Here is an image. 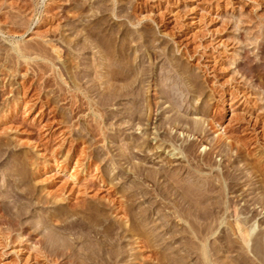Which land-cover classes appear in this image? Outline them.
<instances>
[{"label": "rangeland", "instance_id": "374dc122", "mask_svg": "<svg viewBox=\"0 0 264 264\" xmlns=\"http://www.w3.org/2000/svg\"><path fill=\"white\" fill-rule=\"evenodd\" d=\"M263 161L264 0H0V264H264Z\"/></svg>", "mask_w": 264, "mask_h": 264}, {"label": "bare ground", "instance_id": "6f19581e", "mask_svg": "<svg viewBox=\"0 0 264 264\" xmlns=\"http://www.w3.org/2000/svg\"><path fill=\"white\" fill-rule=\"evenodd\" d=\"M58 51V50H57ZM158 84L159 83H157V86H158ZM199 123V122H198ZM195 125H197V128H199L200 129V127H198V124L196 123ZM222 135L219 137L220 139V141H221V138L223 137L224 138V135H225V133H224V130L222 131V133H221ZM157 135V134H156ZM149 137V136H148ZM223 138H222V140H223ZM227 142V141H226ZM225 142V143H226ZM144 143V142H143ZM219 143V142H218ZM223 143V142H222ZM227 144V143H226ZM164 143L163 144H157V146H156V149L158 150V149H160V148H165L164 146ZM225 146V145H224ZM152 147V146H151ZM217 147V146H216ZM223 147V146H222ZM175 148H173L172 150H174ZM148 150V149H147ZM171 151V150H170ZM179 154H180V152H179ZM210 161V160H209ZM208 161V162H209ZM264 162V161H263ZM84 171V170H83ZM128 171V170H127ZM140 171V170H139ZM142 171V170H141ZM140 171V172H141ZM127 173V172H126ZM132 173V172H131ZM156 173V172H155ZM166 173V172H165ZM232 173V172H231ZM136 174V173H135ZM230 174V173H229ZM129 175H130V173H129ZM154 176L156 175V174H153ZM163 175V174H162ZM227 175H228V173H227ZM144 176L146 177V175L144 174ZM149 176V175H148ZM154 176H152V177H154ZM165 176V175H164ZM163 176V177H164ZM220 176V175H219ZM151 177V176H150ZM165 177H167V176H165ZM232 177V176H231ZM230 177V178H231ZM236 177V176H235ZM149 178V177H148ZM228 178V177H227ZM100 179V180H99ZM152 179V178H151ZM156 179H158V178H156ZM233 179V178H232ZM232 179H231V181H232ZM93 181H92V185L91 186H94L95 184V181H96V179L94 180V179H92ZM97 180H99L100 181V186H105V179L104 178H97ZM146 180V179H145ZM225 180V179H224ZM235 180H236V178H235ZM169 181V180H168ZM220 181V180H219ZM226 181V180H225ZM234 181V180H233ZM189 183V182H188ZM223 183V182H222ZM239 183V182H238ZM171 184V183H170ZM207 184V183H206ZM217 184V183H216ZM215 183H208V187H204L205 189H203L202 188V186H199V185H197V184H187V183H180V182H178V183H174V184H172V186L174 187V189H175V191H176V194H178V195H180L181 196V199H183L184 201V203H185V205L186 206H188L189 208H190V211H194L193 213H194V215H193V213H192V215L190 216V217H194V221H195V219H204V220H207V219H212L213 220V218L215 217V218H217L216 217V213H217V211L219 212V210H217L216 211V208L218 209V206L216 207L215 205H213V203H216L217 202V200H216V202H215V200L213 201V203L212 202H210V200H209V202L210 203H212V205L210 204V203H208V204H210V206L209 205H207L204 201H206V199H208V197H209V195H207L208 197L207 198H204V197H206L204 194H205V192L206 191H208V192H214L215 190H216V188H217V185H216ZM235 184V183H234ZM230 185H232V184H229L228 182H225L224 183V185H222L223 187V189L221 188L220 190H221V192L219 193V192H217V191H215V192H217V193H219V194H221L222 192H224V194H228V193H230V189H232L233 188V186H230ZM168 186V185H167ZM170 186V185H169ZM220 186H221V184H220ZM236 186V185H235ZM241 188V187H240ZM234 189V188H233ZM232 189V190H233ZM203 190H205L204 192H203ZM243 190V189H242ZM244 191V190H243ZM246 191V190H245ZM244 191V192H245ZM208 192H206V193H208ZM232 192H238L239 193V190L237 189V190H235V191H232ZM238 195V194H237ZM236 195V196H237ZM241 195H243L242 193H241ZM212 196V195H211ZM223 196V195H222ZM221 197V196H220ZM226 197V196H225ZM209 198H212V197H209ZM218 198V197H217ZM221 199V198H220ZM261 199V198H260ZM261 201V200H260ZM174 202V201H173ZM223 202V201H222ZM225 202V201H224ZM235 202V201H234ZM233 202V203H234ZM175 203V202H174ZM203 203H205L204 204V206L202 205ZM218 203V205H219V201L217 202ZM216 203V204H217ZM178 204H181V203H178ZM223 204V203H222ZM225 204V203H224ZM121 205V204H120ZM260 205V204H259ZM178 206V205H177ZM177 206H176V208H177ZM203 206V207H202ZM211 207L210 209H207V207ZM233 205H232V201L231 200H229V201H226V205L223 207V208H225V211H224V214L228 211V210H230V208L232 207ZM236 206H238V205H234V210H233V215H236V216H239L238 214H239V212L240 211H238V209H239V207L237 208ZM179 207H180V205H179ZM184 207V206H183ZM206 207V208H205ZM208 207V208H209ZM221 206H219V208H220ZM247 207V206H246ZM91 208V207H90ZM96 208V207H95ZM188 208V209H189ZM204 209V211H203V209ZM223 208L221 207V212H222V210H223ZM241 208V207H240ZM102 209V208H101ZM177 209H179V208H177ZM185 209V208H184ZM246 209V208H245ZM92 211H93V209H91ZM205 210H207L206 212H205ZM94 211H95V209H94ZM243 211H245V210H243ZM95 212H97V211H95ZM94 212V213H95ZM180 212V211H179ZM186 212V211H185ZM242 212V211H241ZM247 212V211H246ZM250 212H251V210H250ZM183 213H184V211H183ZM187 213V212H186ZM223 213V212H222ZM96 214V213H95ZM216 214V215H215ZM125 215V214H124ZM127 215H129V214H127ZM187 215V214H186ZM185 215V216H186ZM221 215V214H220ZM232 215V214H231ZM126 216V215H125ZM214 216V217H213ZM222 216V217H221ZM220 216V218H223L222 219V221H221V223H223V220H225V218L223 217V215H221ZM188 217H189V215H188ZM88 218V217H87ZM126 218V217H125ZM238 218V217H237ZM236 218V220L235 221H233V225H231V226H233L232 228H234L233 230H234V232H235V236L237 237L238 236V240L237 241H239V242H237V243H239V244H243L244 246L246 245L247 247L248 246H250V243H251V245H252V242L254 241V239H253V232H254V229H255V227L253 228V227H251L250 225L248 226V223H247V218L246 219H244V218H241V219H237ZM249 218V217H248ZM95 219H97V218H95ZM189 219V218H188ZM89 220V219H88ZM132 221V220H131ZM149 221V220H148ZM192 221V220H191ZM190 221V222H191ZM192 222V223H190V225H189V229L190 230H193L194 232L195 231H198L197 232V236L200 238V237H202V236H200L201 234H203V233H205V231H203V229L204 228H207V227H204V228H202L201 229V227H199V224H198V227H197V223H196V221L195 222ZM207 221H209V220H207ZM214 221V220H213ZM127 222V220L125 219V221H124V224ZM133 222V221H132ZM220 222V221H219ZM227 222V221H226ZM135 223V224H134ZM133 224L134 225H132L131 226V228H130V230H137V226H138V224H136V222H134ZM200 223V222H199ZM210 223V222H209ZM214 223V222H213ZM112 224V223H111ZM141 224V223H140ZM229 225H230V222L228 223ZM120 226H121V224H119ZM126 225H127V223H126ZM129 225H131V224H129ZM123 226H125V225H123ZM210 226V225H209ZM108 227V226H107ZM214 228V227H213ZM110 229V230H109ZM123 229V228H122ZM209 229H211V228H209ZM209 229H207V230H209ZM104 230V229H103ZM106 230V229H105ZM140 230V229H139ZM98 231V230H97ZM108 231V232H107ZM115 231V230H114ZM125 232H126V230H124ZM212 231L213 230H211V231H209V233L211 232L212 233ZM103 232V231H102ZM105 232V231H104ZM207 232V231H206ZM106 233H109V234H111L112 235V233H113V231H112V229L111 228H109L108 227V230H106ZM115 233V232H114ZM129 233V232H128ZM98 234V233H97ZM100 234H102V233H100ZM105 234V233H104ZM206 234H208V233H205V235ZM212 234H214V232L212 233ZM99 235V234H98ZM110 235V236H111ZM120 235V234H119ZM194 235V234H193ZM196 235V234H195ZM204 235V234H203ZM97 236V235H96ZM104 236V235H103ZM109 236V235H108ZM114 236V235H113ZM208 236V235H207ZM107 237V236H106ZM112 237V236H111ZM120 237V236H119ZM184 237V236H183ZM198 237H196V238H198ZM203 237H206V236H203ZM97 238V237H96ZM101 238V237H100ZM105 238V237H104ZM118 238V237H117ZM97 239H99V238H97ZM119 239H121V238H119ZM195 239V238H194ZM202 239V238H201ZM204 239V238H203ZM258 239V238H257ZM106 240V241H105ZM104 241L105 242H107V239H105ZM113 240V239H112ZM186 240V239H185ZM191 240V239H190ZM95 241H97V240H95ZM186 241H188V240H186ZM204 241V245H203V248L204 249H206V251H207V249H208V239L206 238V239H204L203 240ZM92 242V241H91ZM99 242V241H98ZM97 242V243H98ZM102 242H103V239H102ZM105 242H103V243H105ZM135 242V241H134ZM184 242V241H183ZM262 242V241H261ZM88 243H90V242H88ZM100 243V242H99ZM102 243V244H103ZM108 243V242H107ZM149 243V242H148ZM189 243H191L190 241H189ZM189 243H187V244H189ZM193 243V242H192ZM230 243H231V241H230ZM235 243V242H234ZM258 243V242H257ZM256 243V244H257ZM109 244V243H108ZM120 245L121 243H120V241H118V240H116V241H114V242H112V243H110V245ZM214 244H217V242H212V243H210V245L212 246H214ZM262 245V244H261ZM102 245H100V247H101ZM107 246V245H106ZM114 246V247H115ZM187 246V245H186ZM205 246V247H204ZM242 246V245H241ZM245 246V247H246ZM253 246V245H252ZM258 246V245H257ZM256 246V247H257ZM104 247V246H103ZM195 247V246H194ZM198 247H200V246H198ZM251 247V246H250ZM255 247V248H256ZM263 247V246H262ZM196 248V247H195ZM253 248V250L254 251H257V250H255V248H254V246L252 247ZM260 249V248H259ZM250 251H252V249L250 250ZM261 250H259V252H260ZM205 252V251H204ZM261 253V252H260ZM263 253V252H262ZM255 255H257V253L255 252L254 253ZM258 256V255H257ZM240 257V256H239ZM242 259V258H241ZM243 260H244V262H245V259H242V264H243ZM250 261V260H249ZM247 262V261H246Z\"/></svg>", "mask_w": 264, "mask_h": 264}]
</instances>
